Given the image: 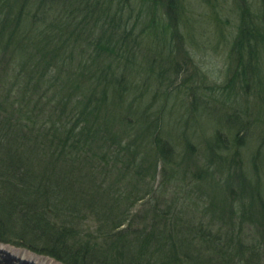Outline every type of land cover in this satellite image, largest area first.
Listing matches in <instances>:
<instances>
[{
	"label": "trees",
	"instance_id": "1",
	"mask_svg": "<svg viewBox=\"0 0 264 264\" xmlns=\"http://www.w3.org/2000/svg\"><path fill=\"white\" fill-rule=\"evenodd\" d=\"M185 9L183 0H0V242L64 264H264V149L249 157L251 190L240 188L248 199L230 188L232 172L245 165L244 131L232 140L213 132L205 170L185 171L190 187L179 178L171 198L142 204L140 228L129 216L150 189L128 190L125 167L144 176L140 157L154 153L172 179L175 170L165 172L181 164L159 118L150 121L152 101L139 107L151 75L143 72L142 85L132 77L146 63L163 79L159 58L139 63L142 40L170 36L172 53L176 34L185 38ZM250 10L242 13L225 86L232 95L246 76L263 84L264 0ZM210 177L225 189L206 200L199 189ZM246 223L261 240L247 242Z\"/></svg>",
	"mask_w": 264,
	"mask_h": 264
},
{
	"label": "rangeland",
	"instance_id": "2",
	"mask_svg": "<svg viewBox=\"0 0 264 264\" xmlns=\"http://www.w3.org/2000/svg\"><path fill=\"white\" fill-rule=\"evenodd\" d=\"M183 3L187 8L185 9L187 15L183 17V26L181 25L180 29L185 38L178 40V34H176L172 53H168L167 46L170 40H167V35L158 40H153L151 37L142 40L141 54L139 55L142 58H139V63L146 56L159 58L157 62L160 63L156 70L160 71L161 65H163L165 71L163 79L159 81L154 73H148L149 66L146 63L144 71L132 77L133 82H139L142 85L144 83L142 76H145L143 72L151 75L145 79L141 89H144L143 98H146L139 102V107L145 105L148 100L152 101L150 121L156 117L159 118L162 124L160 133L174 146L176 155L180 154H178V160L181 162L179 169L169 168L165 172L166 174L169 172L171 175V169H174L173 174H175L172 179L162 174L160 161L157 163L158 158L154 153L146 154L145 152L140 157L144 161L145 169L142 171L144 176H141L140 173L136 174L137 169L130 170L125 167L123 184L127 186L128 190L131 188L129 184H132L133 187H140L141 190L150 189L148 191L150 195L148 194L146 200L137 204L132 210L133 214L129 215L131 220L135 218L134 227L136 228L141 226L138 218L143 207L142 204L145 203L147 208L149 203L159 202L162 196L171 198L175 187L180 185L177 182L179 178L183 177L185 181H182V186L189 188L192 182L187 178L188 175L186 176L185 171L205 170L207 162L204 156L207 143L205 139L210 137L213 132L219 131L229 140H232L238 132L241 134L244 131V134L247 133L249 136L246 149L241 151L245 165L242 164L243 169L232 172L231 175L230 188L238 191L237 193L243 185L249 191L251 190L248 185L244 184V182L252 184L251 181L247 182L248 175L253 174V163L249 162V157L253 150L264 149V65L259 75L263 84L255 83L253 85V77L248 79L246 76L241 83L238 82L233 95L226 92L227 88L225 87L230 77V70L235 66L234 44L242 26V13L244 9L248 11L251 9L252 11H250L253 12V5H258L260 0H183ZM17 12L18 10H15V13ZM35 13L36 9L34 11L31 9L29 15L24 16L25 20L33 21ZM245 13L247 14V12ZM137 15L138 13L135 14V16ZM37 18L41 19L39 16ZM251 18H253L252 14ZM143 19L144 12L140 15V26L144 22ZM96 34L99 35L100 32L97 31ZM167 55L171 60L160 59ZM251 67L247 69L250 73L253 72ZM4 87L7 88L10 85H7L6 82L3 83L2 91ZM185 136L190 137L195 144L196 151L192 154L187 153L189 150ZM240 156L237 157L240 158ZM138 171L140 170L138 169ZM113 172L117 175L116 170ZM213 179L211 177L203 179L204 186H200L199 193L206 200L210 199L209 194L213 195L215 191L218 193L222 187L225 189L224 183L215 185ZM248 179L251 180L250 177ZM166 189L167 192L164 194ZM223 189L222 193H224ZM229 190L231 189H227L225 192L228 197ZM141 194L144 195V192ZM241 196L243 199H248L247 195L241 193ZM239 202L237 200V203ZM210 216L208 214L206 220ZM242 227L247 242L251 243L253 237L255 239L256 236L259 240L263 237V234L258 229H253V225L250 223H246ZM224 231L225 229L222 230V232ZM1 243L41 256L46 261L45 264H64L50 256L38 254L22 246ZM8 261V264H19L16 260L14 262V258ZM6 263L4 256L0 253V264Z\"/></svg>",
	"mask_w": 264,
	"mask_h": 264
},
{
	"label": "bare ground",
	"instance_id": "3",
	"mask_svg": "<svg viewBox=\"0 0 264 264\" xmlns=\"http://www.w3.org/2000/svg\"><path fill=\"white\" fill-rule=\"evenodd\" d=\"M12 254L15 260L19 262V264H45V260L38 255L31 254L26 250H17L16 248H11L9 246H5V244H0V253L4 256V259L6 260V264L9 263L8 260H12L11 255L9 256V253ZM7 253V255H6ZM13 262V261H10ZM17 264V263H16Z\"/></svg>",
	"mask_w": 264,
	"mask_h": 264
}]
</instances>
